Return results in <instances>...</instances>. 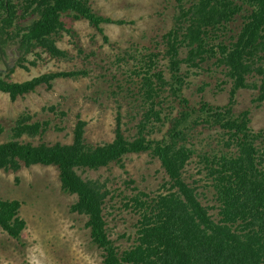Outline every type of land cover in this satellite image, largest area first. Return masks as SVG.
<instances>
[{
  "label": "trees",
  "instance_id": "16d2710c",
  "mask_svg": "<svg viewBox=\"0 0 264 264\" xmlns=\"http://www.w3.org/2000/svg\"><path fill=\"white\" fill-rule=\"evenodd\" d=\"M176 1L173 25L162 35L171 78L167 79L161 70L152 71L154 57L159 53L150 54L139 87V95L148 106L133 138L125 135L117 117L115 136L107 142L87 141L83 119L76 122L69 143L22 142L16 138L24 133L37 135L49 123L30 122L31 117L23 115L12 129L13 138L0 142V168L18 170L22 165L36 163L56 166L62 188L77 195L71 210L88 217L91 239L103 251L102 264H264V157L256 145V141H264V129H251L248 111L239 116L233 113L234 97L241 88L258 89L257 99H264V0ZM245 6L248 14L244 15L240 31L229 43L211 44L209 37L218 36ZM64 13L86 18L100 32L102 23L126 22L98 13L89 0H0V45L4 54L8 45L15 43L19 61L38 47L52 57L67 58L68 51L56 42L64 29ZM33 14L36 18L30 23L22 22ZM212 57H216V64L223 67L232 84L230 99L222 106L208 102L191 106L180 93L184 82L181 67L199 66ZM81 73L46 72L24 81L0 77V90L15 100L41 84L51 86L58 77ZM166 86L179 98L181 109L161 138H150L145 130L151 116L160 120L154 103ZM201 124L221 129L226 136L224 145L237 148L236 152L203 156L218 203V219L201 202L196 186L184 176V168L195 154L187 144L188 137ZM139 152H150L159 158L169 187L155 197L144 191L131 197L141 216L134 244L120 251L108 235L103 214L108 190L96 179L83 178L77 170L97 169L119 162L127 153ZM20 205L18 199L0 196V226L17 239L26 225L19 214Z\"/></svg>",
  "mask_w": 264,
  "mask_h": 264
},
{
  "label": "rangeland",
  "instance_id": "374dc122",
  "mask_svg": "<svg viewBox=\"0 0 264 264\" xmlns=\"http://www.w3.org/2000/svg\"><path fill=\"white\" fill-rule=\"evenodd\" d=\"M89 1L98 13L126 22L102 23L103 32H100L86 18L64 13V29L56 42L68 51L67 58L52 57L41 47L29 52L24 60L19 61L16 54L14 65L1 72L0 77L24 81L46 72L81 70L83 73L58 77L51 86L41 84L15 100L0 90V142L13 138L12 129L23 115H29L30 122L49 123L37 135L24 133L16 138L22 142L69 143L79 119L86 122V140L94 144L114 138L117 117L127 137L136 135L148 106L139 95V87L150 54L159 53L154 57L152 71L161 70L167 79L171 78L168 60L163 55L162 35L173 25L177 1ZM245 8L226 23L218 36L209 37L211 44L229 43L243 25L244 15L248 14V7ZM33 18L36 14L22 22L28 24ZM12 50H17V44L8 45L4 54L8 61L13 56ZM0 68H4L1 58ZM181 74L184 82L180 93L191 106L199 107L202 102L215 106L228 103L232 84L223 67L216 64V57L199 66L183 64ZM258 95V89L241 88L235 94L233 106L235 116L248 111L249 125L255 132L264 129V99L258 100ZM154 104L160 111V120L151 116L145 133L150 138H161L181 105L169 86L160 91ZM225 141L221 129L201 124L190 131L187 143L195 154L186 164L184 176L196 186L199 199L210 207L215 219H218L215 207L218 203L202 160L206 154L236 152V145L230 149L224 145ZM256 145L263 158L264 141H256ZM77 171L85 179L103 183L108 190L103 214L108 235L120 251L134 244L141 216L131 197L138 191L155 197L169 187V178L159 158L150 152L127 153L119 162ZM0 196L20 201L19 214L26 223L20 239L10 236L0 226V264H102L103 251L91 239L88 217L71 210L77 195L62 188L56 166L36 163L22 165L18 170L0 168Z\"/></svg>",
  "mask_w": 264,
  "mask_h": 264
},
{
  "label": "water",
  "instance_id": "95a60500",
  "mask_svg": "<svg viewBox=\"0 0 264 264\" xmlns=\"http://www.w3.org/2000/svg\"><path fill=\"white\" fill-rule=\"evenodd\" d=\"M0 58L4 64V68H0V73L3 72H7L8 70L11 69V67L14 65V60L11 59L10 61L6 60V58L4 57V51L0 45Z\"/></svg>",
  "mask_w": 264,
  "mask_h": 264
},
{
  "label": "flooded vegetation",
  "instance_id": "af4514ba",
  "mask_svg": "<svg viewBox=\"0 0 264 264\" xmlns=\"http://www.w3.org/2000/svg\"><path fill=\"white\" fill-rule=\"evenodd\" d=\"M11 54H13V56L10 59H15L16 54H17V57H18V52L16 50H12Z\"/></svg>",
  "mask_w": 264,
  "mask_h": 264
}]
</instances>
